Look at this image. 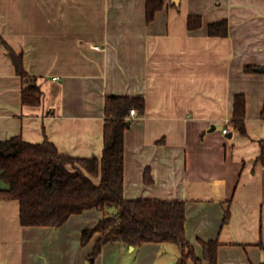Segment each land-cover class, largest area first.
Returning <instances> with one entry per match:
<instances>
[{
	"label": "crops",
	"instance_id": "1",
	"mask_svg": "<svg viewBox=\"0 0 264 264\" xmlns=\"http://www.w3.org/2000/svg\"><path fill=\"white\" fill-rule=\"evenodd\" d=\"M191 17L201 27L192 30ZM221 21L228 36H211ZM7 45L41 87L40 105H24ZM260 69L264 0H168L151 23L146 0H0V141L49 140L72 157H101L107 98L141 97L145 113L129 116L125 133V198L185 201L187 238L203 264L201 242L215 240L218 264H264ZM237 95L246 98L245 135L231 127ZM102 218L92 209L59 228L26 227L20 203L0 200V264L174 261L160 243H108L94 259L101 235L83 245L82 234Z\"/></svg>",
	"mask_w": 264,
	"mask_h": 264
},
{
	"label": "trees",
	"instance_id": "2",
	"mask_svg": "<svg viewBox=\"0 0 264 264\" xmlns=\"http://www.w3.org/2000/svg\"><path fill=\"white\" fill-rule=\"evenodd\" d=\"M168 0H146V20L151 23ZM198 17H191L189 27H201ZM213 37H227V21L209 26ZM17 73L23 78L24 105L38 106L43 92L36 78L24 67L22 54L7 45ZM247 72L255 71L248 67ZM135 109L137 115L145 113V100L141 97H108L105 105L106 124L104 149L101 157L77 158L61 153L49 140L30 144L21 137L0 141V179L9 188L0 190V200L20 203V221L26 227L59 228L73 215L98 209L102 220L94 229L83 231L82 244L86 245L100 234L92 257L95 259L108 243L120 242L139 248L148 243L175 244L181 253L180 261L203 264L187 238V203L166 200H128L125 185V133L128 117ZM264 117V109H263ZM234 131L246 134V98L235 97V113L231 122ZM259 162L264 166V141H261ZM146 181L150 182L149 173ZM231 218L230 201L225 205L224 224ZM204 260L218 264L220 243L201 242Z\"/></svg>",
	"mask_w": 264,
	"mask_h": 264
},
{
	"label": "rangeland",
	"instance_id": "3",
	"mask_svg": "<svg viewBox=\"0 0 264 264\" xmlns=\"http://www.w3.org/2000/svg\"><path fill=\"white\" fill-rule=\"evenodd\" d=\"M166 247H168L169 254H174V261L171 262L172 264L173 262H176L178 260V257L180 256V251L175 244H167Z\"/></svg>",
	"mask_w": 264,
	"mask_h": 264
},
{
	"label": "built area",
	"instance_id": "4",
	"mask_svg": "<svg viewBox=\"0 0 264 264\" xmlns=\"http://www.w3.org/2000/svg\"><path fill=\"white\" fill-rule=\"evenodd\" d=\"M130 116H131V117H135V116H137V111H136L135 109L131 110ZM223 133H224L225 135H227V134L229 133V130H228V129H225V130L223 131Z\"/></svg>",
	"mask_w": 264,
	"mask_h": 264
},
{
	"label": "water",
	"instance_id": "5",
	"mask_svg": "<svg viewBox=\"0 0 264 264\" xmlns=\"http://www.w3.org/2000/svg\"><path fill=\"white\" fill-rule=\"evenodd\" d=\"M260 71H264V69H260ZM213 130H215V127L213 128ZM232 136H233V134L231 133L230 135H229V138H232ZM132 248H134L133 246H132Z\"/></svg>",
	"mask_w": 264,
	"mask_h": 264
}]
</instances>
